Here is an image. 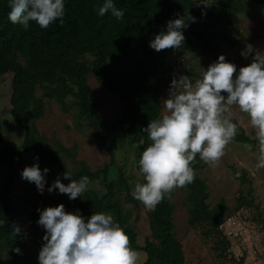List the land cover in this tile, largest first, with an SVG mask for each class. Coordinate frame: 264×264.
Segmentation results:
<instances>
[{
    "label": "trees",
    "instance_id": "obj_1",
    "mask_svg": "<svg viewBox=\"0 0 264 264\" xmlns=\"http://www.w3.org/2000/svg\"><path fill=\"white\" fill-rule=\"evenodd\" d=\"M255 1L264 3V0ZM102 3L103 0H66L62 24L56 21L42 29L31 21L25 30L9 20V0H0V80L6 73L14 72L12 114L26 131L21 146L23 150L35 151L39 163L57 164L63 180H78L87 175L90 179L102 178L105 181L107 191L103 195L87 194L83 201L73 199L69 205L82 210L87 217L94 212L112 211L114 218L125 228L131 247L147 253L144 264H183L185 254L182 242L174 232V208L170 199L165 198L150 212L153 239L141 246L136 231L129 224L124 205L120 200H113L118 181L108 180L111 165L106 164L97 170L84 166L82 172L72 173L57 151L47 149L41 138H34L36 122L45 114V102L36 95V90L41 87L48 94L55 92L63 99L74 96L81 113L100 132L103 118L97 112L99 103H93L90 98L92 87L88 78L92 74L124 103L122 115L114 125H127L126 131L138 150L139 159L150 143L143 128L161 114V84L165 71L174 69L162 58V50L155 51L149 46L151 35L166 30L170 19L186 15L196 18L192 21L196 39L190 38L182 44L187 49L209 48L211 40L219 35L214 28L220 24L236 27L239 40H231V43L246 41L248 44L250 40L235 24L233 9L236 0H218L216 5L210 3L208 7L194 0H115L116 6L125 11L120 20L110 14L98 16L97 7ZM242 6L243 2L239 0V9ZM242 59L250 64L253 58L250 61ZM238 130H242L241 125ZM235 138L256 144V140L243 131L237 133ZM11 155V152L0 148V161L7 160L13 165ZM65 171L71 174V178L64 179L62 174ZM9 185L0 192V220L5 221L0 224V236L5 239L6 247L11 252L12 263L23 264L22 251L17 253L14 250L17 247L21 250L22 242L12 234L16 223L10 215L9 205L4 201ZM186 187L191 202L190 224L208 221L212 229L219 228L224 217V202L210 208L207 202L208 185L202 178L196 177Z\"/></svg>",
    "mask_w": 264,
    "mask_h": 264
},
{
    "label": "rangeland",
    "instance_id": "obj_2",
    "mask_svg": "<svg viewBox=\"0 0 264 264\" xmlns=\"http://www.w3.org/2000/svg\"><path fill=\"white\" fill-rule=\"evenodd\" d=\"M198 4L202 0H194ZM207 4H217L218 0H204ZM243 6L239 9V0L233 9L235 24L250 40L257 51L264 53V3L255 0H242ZM206 6V5H204ZM208 7V5L206 6ZM188 19L186 15L180 16ZM193 22L189 21V27L184 30L185 41L196 39L193 33ZM219 34L210 42L209 48L187 49L184 46L174 50H162V58L172 70H166L161 84V115L166 114L163 101L168 98L172 79L181 74H187L193 79L200 78L207 67L216 61L220 54L237 65L246 66L255 56V52L248 57L241 55L245 49L246 41L241 44L231 43V40H239V34L235 26L220 24L214 28ZM224 35L227 37L225 38ZM155 37L153 33L151 39ZM240 59V60H239ZM24 62V58L21 57ZM235 76V73H234ZM14 72H8L0 80V148L12 153L13 165L7 160L0 161V192L10 183L6 190V203L10 207V215L21 232L16 236L22 242L23 264H39L38 254L44 243L42 237L45 229L37 224L39 218L38 208L65 205L67 211H75L69 203L72 201L67 194L58 191L48 192L47 186L61 174V168L57 164L39 163L41 169L50 168L47 173V185L43 194L38 192L34 183L21 178V171L25 166L35 163V151L27 152L22 149L26 131L17 122L12 114L13 105L11 95L13 92ZM91 84V101L99 103L98 114L103 118L101 131L93 127L90 121L81 113L74 96H66L64 99L55 92L51 95L44 88H38L36 95L45 102V114L36 122L37 131L34 138H41L47 149H54L62 157L67 169L72 172H82L84 166L91 170H97L110 164L108 180H116V191L113 196L124 205L125 212L129 215V224L137 233L138 243L145 246L148 240H152L150 228V212L154 208L145 207L140 201L134 199L130 192L137 181L143 182V175L139 173L138 150L134 147L130 134L125 126H115L116 120L122 115L124 103L116 93L107 90L97 81L92 74L88 78ZM233 119L238 120L242 130L250 138L255 139L253 129L249 123L247 114L234 107ZM238 130L237 133L240 132ZM251 146L248 147V146ZM258 153L255 144L240 141L236 138L226 146L225 155L216 167L197 158L192 162L196 177L202 178L208 185L209 196L207 199L210 208L217 207L224 202L223 221L233 215L242 204L251 205L257 213L258 224H264V168L255 167ZM60 179L65 184L70 180ZM90 179V178H89ZM107 191L105 181L90 179L89 188L83 193V197H77L83 201L87 194L103 195ZM173 205L174 232L182 242L185 254L183 264H241L239 263V251L237 244H231L224 235L223 228L212 229L207 222H199L191 225L189 222V189L185 186L174 190L171 196ZM3 202V201H2ZM110 212L113 216L114 213ZM87 218V216H85ZM211 229V230H210ZM210 231V232H209ZM264 247V232L260 234ZM139 254L138 264H144L147 253L143 249H136ZM0 264H13L11 252L6 247L5 239L0 236Z\"/></svg>",
    "mask_w": 264,
    "mask_h": 264
},
{
    "label": "clouds",
    "instance_id": "obj_3",
    "mask_svg": "<svg viewBox=\"0 0 264 264\" xmlns=\"http://www.w3.org/2000/svg\"><path fill=\"white\" fill-rule=\"evenodd\" d=\"M9 3V20L25 30L31 21L42 29L56 21L63 23L66 0H9ZM200 4L209 5L204 0ZM96 14H110L120 20L125 11L116 6L115 0H103ZM195 19L191 16L170 19L166 30L158 32L149 46L155 51L180 48L186 39L184 30ZM253 52L252 62L238 71L235 63L220 54L207 69L203 68L200 78L181 74L172 79L168 98L163 101L166 114L151 119L143 128L150 143L138 159L143 182L137 181L131 188L134 199L148 208H155L165 198L171 199L175 189L194 182L192 162L197 155L216 167L239 129L240 122L233 119L234 107L249 118L258 153L255 167L264 168V53L248 43L241 55L248 57ZM34 159L35 163L22 169L21 178L34 183L43 194L50 168L41 169L38 155ZM60 175L47 186L48 192L67 194L70 200L83 197L90 185L87 175L74 180L65 171L64 179L71 178L67 184ZM37 211V224L45 229L39 264H138L137 250L131 247L125 228L110 212H94L86 218L82 210L67 211L63 203ZM4 223L0 220V224ZM20 232L21 228L13 225L12 234L16 237ZM14 250L21 251L19 247Z\"/></svg>",
    "mask_w": 264,
    "mask_h": 264
},
{
    "label": "built area",
    "instance_id": "obj_4",
    "mask_svg": "<svg viewBox=\"0 0 264 264\" xmlns=\"http://www.w3.org/2000/svg\"><path fill=\"white\" fill-rule=\"evenodd\" d=\"M258 221L254 208L244 204L220 224L228 241L238 245L241 264H264V247L260 239L264 224H258Z\"/></svg>",
    "mask_w": 264,
    "mask_h": 264
},
{
    "label": "water",
    "instance_id": "obj_5",
    "mask_svg": "<svg viewBox=\"0 0 264 264\" xmlns=\"http://www.w3.org/2000/svg\"><path fill=\"white\" fill-rule=\"evenodd\" d=\"M0 140H1V132H0Z\"/></svg>",
    "mask_w": 264,
    "mask_h": 264
}]
</instances>
